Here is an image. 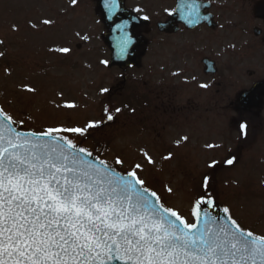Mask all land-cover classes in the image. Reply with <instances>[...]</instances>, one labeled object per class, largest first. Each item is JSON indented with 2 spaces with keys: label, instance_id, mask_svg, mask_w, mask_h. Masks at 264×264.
Here are the masks:
<instances>
[{
  "label": "rangeland",
  "instance_id": "1",
  "mask_svg": "<svg viewBox=\"0 0 264 264\" xmlns=\"http://www.w3.org/2000/svg\"><path fill=\"white\" fill-rule=\"evenodd\" d=\"M104 32L92 0L75 5L72 0H0V107L16 125L36 132L95 121L99 127L76 142L113 165L116 157L125 160L124 167L116 165L124 172L141 163L146 185L189 223L195 201L206 196L228 207L245 230L264 235V114L248 128L239 119L247 130L241 126L242 134L227 122L232 115L215 107L225 98L238 99L251 83L243 80L238 93L225 84L226 93H218L213 78L187 64L163 63L158 73L153 37L146 34L139 66L110 69ZM61 48L70 51L58 52ZM263 74L258 70L256 78ZM68 103L77 107H63ZM173 108L181 112L172 113ZM229 158H234L231 165L225 162ZM213 161L216 166L208 167ZM206 175L207 193L202 188Z\"/></svg>",
  "mask_w": 264,
  "mask_h": 264
},
{
  "label": "snow or ice",
  "instance_id": "2",
  "mask_svg": "<svg viewBox=\"0 0 264 264\" xmlns=\"http://www.w3.org/2000/svg\"><path fill=\"white\" fill-rule=\"evenodd\" d=\"M16 124L0 108V264H264V235L245 231L228 207L218 224L215 199L201 196L189 223L146 185L141 163L121 175L105 160H95L76 142L99 127L95 121L38 132L19 131ZM143 155L149 165L155 163ZM225 162L231 165L234 158ZM125 163L114 159L115 165ZM209 179L202 182L205 193Z\"/></svg>",
  "mask_w": 264,
  "mask_h": 264
},
{
  "label": "flooded vegetation",
  "instance_id": "3",
  "mask_svg": "<svg viewBox=\"0 0 264 264\" xmlns=\"http://www.w3.org/2000/svg\"><path fill=\"white\" fill-rule=\"evenodd\" d=\"M92 1L97 8L99 1ZM107 4L137 17H152L140 29L172 24L171 34L156 30L158 61L167 57L172 63H212L214 77L221 82L224 77L250 81L262 77L256 78L257 71L264 70V0H116L115 4L107 0ZM229 107L243 115L239 104Z\"/></svg>",
  "mask_w": 264,
  "mask_h": 264
},
{
  "label": "water",
  "instance_id": "4",
  "mask_svg": "<svg viewBox=\"0 0 264 264\" xmlns=\"http://www.w3.org/2000/svg\"><path fill=\"white\" fill-rule=\"evenodd\" d=\"M101 9L103 11V19L106 23L107 27L111 31V35L115 36L114 39L110 40V37L108 36L106 39V42L109 44H114L116 41H120L122 44V52L121 54H117L120 57H115L113 60V63L111 65L117 64L122 68H127L132 65H137L139 62L140 54H136L132 49L136 46H142V43H139V39H137L133 33V29L129 27V19L131 16L129 14H121V13H114L110 12V10H106V6H101ZM135 42V45H134ZM126 45V46H125ZM134 45V46H133ZM115 49V48H114ZM127 58V61H125ZM261 86H259L255 92L250 94L249 96L245 97V100L255 97L257 95V92ZM257 104V103H254ZM254 106V105H253ZM15 126V125H14ZM16 127V126H15ZM19 131H23L17 127ZM95 160H99L96 156L93 155ZM117 170V169H116ZM118 171V170H117ZM121 175H125L122 172L118 171ZM222 207H218L213 215L217 218V223L222 224L224 223L225 214L222 211Z\"/></svg>",
  "mask_w": 264,
  "mask_h": 264
}]
</instances>
